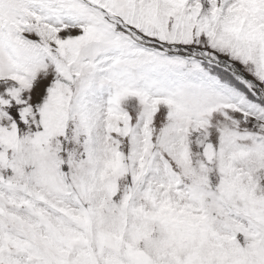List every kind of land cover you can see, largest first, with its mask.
I'll list each match as a JSON object with an SVG mask.
<instances>
[{"label":"snow or ice","instance_id":"obj_1","mask_svg":"<svg viewBox=\"0 0 264 264\" xmlns=\"http://www.w3.org/2000/svg\"><path fill=\"white\" fill-rule=\"evenodd\" d=\"M0 264H264V0H0Z\"/></svg>","mask_w":264,"mask_h":264}]
</instances>
